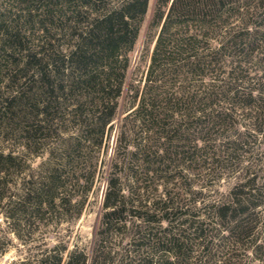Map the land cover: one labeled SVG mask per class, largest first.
I'll list each match as a JSON object with an SVG mask.
<instances>
[{"label": "trees", "instance_id": "obj_1", "mask_svg": "<svg viewBox=\"0 0 264 264\" xmlns=\"http://www.w3.org/2000/svg\"><path fill=\"white\" fill-rule=\"evenodd\" d=\"M149 2L0 0L2 213L80 216L106 152L91 252L35 264H264V0H157L132 69Z\"/></svg>", "mask_w": 264, "mask_h": 264}, {"label": "rangeland", "instance_id": "obj_2", "mask_svg": "<svg viewBox=\"0 0 264 264\" xmlns=\"http://www.w3.org/2000/svg\"><path fill=\"white\" fill-rule=\"evenodd\" d=\"M156 1L150 0L149 2L138 41L131 53L132 69L137 65L145 68L149 61V54L154 47L158 29L152 28L150 24ZM124 111L125 99L123 98L121 99V106L115 120V128L107 141L108 154L113 151L117 124L124 115ZM20 136L19 132L10 135L8 140L6 139L1 142L0 147L18 151L20 149V146H18ZM18 138L19 140H17ZM28 157L32 167L36 168L44 156L36 157L31 155ZM106 158V152H102L100 159L103 162L100 163L93 187L87 197L84 209L78 217H75L70 210H66L61 214L54 215L52 218L43 220V222L34 223L30 227L25 224V220L21 222L17 220L18 218H7L2 213V207H0V251L3 250L0 253V264H35L36 259L44 251L50 250L57 245L67 247V250H64L65 258L68 251L75 246L82 247L90 253L101 220L102 202L107 185L105 178L107 166L104 162ZM26 173H30L29 170H26ZM20 175H25V173ZM20 175L16 173L12 174V183H15V180ZM229 183L230 181L223 180L220 189H226Z\"/></svg>", "mask_w": 264, "mask_h": 264}]
</instances>
